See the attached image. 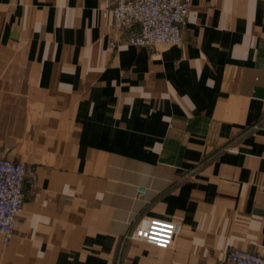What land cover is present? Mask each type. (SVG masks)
I'll return each mask as SVG.
<instances>
[{"label": "crops", "instance_id": "obj_1", "mask_svg": "<svg viewBox=\"0 0 264 264\" xmlns=\"http://www.w3.org/2000/svg\"><path fill=\"white\" fill-rule=\"evenodd\" d=\"M101 5L0 0V155L27 169L0 264L263 251L264 0H191L166 47L125 43ZM143 217L173 244L126 238Z\"/></svg>", "mask_w": 264, "mask_h": 264}, {"label": "built area", "instance_id": "obj_2", "mask_svg": "<svg viewBox=\"0 0 264 264\" xmlns=\"http://www.w3.org/2000/svg\"><path fill=\"white\" fill-rule=\"evenodd\" d=\"M191 0H102V15L111 19L115 33L128 30L125 43L134 46H169L183 40ZM134 26H137L136 28ZM26 166L0 155V234L7 242L22 211ZM179 225L157 217H143L126 238L160 247H170ZM222 264H264V249L249 252L232 248Z\"/></svg>", "mask_w": 264, "mask_h": 264}]
</instances>
